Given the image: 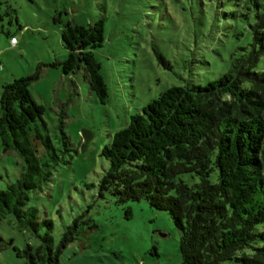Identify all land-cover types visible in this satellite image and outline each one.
Listing matches in <instances>:
<instances>
[{"label":"trees","instance_id":"1","mask_svg":"<svg viewBox=\"0 0 264 264\" xmlns=\"http://www.w3.org/2000/svg\"><path fill=\"white\" fill-rule=\"evenodd\" d=\"M201 1L218 10L226 34L248 32L251 40L231 53L230 68L220 78L171 87L133 115L102 150L109 167L100 191L119 203L146 200L169 212L181 234V264H264V0ZM62 36L69 52L64 61L38 65L34 73L4 84L0 96V138L23 160L20 178L0 190V217L12 215L40 239L19 253L28 264H61L63 250L80 233L75 220L56 243L53 222L29 207L31 193L50 183L63 161L39 128L38 122L45 126V108L30 88L44 68L66 76L84 69L97 100H109L95 54L105 41L104 22H68ZM64 116L62 111V154L71 145ZM186 174L199 182L187 184ZM43 227L48 230L41 235Z\"/></svg>","mask_w":264,"mask_h":264},{"label":"rangeland","instance_id":"2","mask_svg":"<svg viewBox=\"0 0 264 264\" xmlns=\"http://www.w3.org/2000/svg\"><path fill=\"white\" fill-rule=\"evenodd\" d=\"M217 11L201 0H2L0 96L4 84L68 57L62 36L68 22H104L105 41L95 54L108 86L107 104L91 91L84 69L67 78L58 68H44L30 88L45 108V126L38 122L39 128L63 161L50 183L31 193L29 207L53 222L56 243L79 222L80 233L63 250L61 264L182 263L181 234L169 212L146 200L119 203L111 193L101 194L100 182L109 167L101 153L133 115L167 89L204 86L229 70L231 53L249 43L251 35L226 34ZM12 38L18 40L16 49ZM62 111L71 144L65 154ZM36 146L41 152V144ZM22 169L18 152L0 138V190L16 182ZM182 179L191 186L199 182L190 174ZM47 230L43 227L40 234ZM28 244L36 247L40 239L12 215L0 217V264H28L19 256Z\"/></svg>","mask_w":264,"mask_h":264},{"label":"built area","instance_id":"3","mask_svg":"<svg viewBox=\"0 0 264 264\" xmlns=\"http://www.w3.org/2000/svg\"><path fill=\"white\" fill-rule=\"evenodd\" d=\"M11 44L13 46H16L18 44V40L16 38H12ZM2 68H3V66H2L1 61H0V70H2Z\"/></svg>","mask_w":264,"mask_h":264},{"label":"crops","instance_id":"4","mask_svg":"<svg viewBox=\"0 0 264 264\" xmlns=\"http://www.w3.org/2000/svg\"><path fill=\"white\" fill-rule=\"evenodd\" d=\"M18 45H19V43H18L16 46H13V45L11 44V47L16 49V48H18ZM64 76L68 78V77H72V76H74V75H72V76H66V75H64Z\"/></svg>","mask_w":264,"mask_h":264},{"label":"water","instance_id":"5","mask_svg":"<svg viewBox=\"0 0 264 264\" xmlns=\"http://www.w3.org/2000/svg\"><path fill=\"white\" fill-rule=\"evenodd\" d=\"M85 140H86V143H88V137L85 135Z\"/></svg>","mask_w":264,"mask_h":264}]
</instances>
